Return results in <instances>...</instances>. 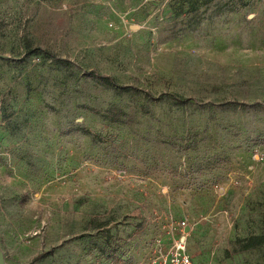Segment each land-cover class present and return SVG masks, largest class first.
<instances>
[{
  "label": "rangeland",
  "instance_id": "rangeland-1",
  "mask_svg": "<svg viewBox=\"0 0 264 264\" xmlns=\"http://www.w3.org/2000/svg\"><path fill=\"white\" fill-rule=\"evenodd\" d=\"M182 222L264 264V0H0L6 263L148 264Z\"/></svg>",
  "mask_w": 264,
  "mask_h": 264
},
{
  "label": "built area",
  "instance_id": "built-area-1",
  "mask_svg": "<svg viewBox=\"0 0 264 264\" xmlns=\"http://www.w3.org/2000/svg\"><path fill=\"white\" fill-rule=\"evenodd\" d=\"M179 227L183 229L184 234L167 249L162 247L161 241H157L155 256L148 264H196L188 253L187 239L185 235V229L188 226L185 222H182L179 224Z\"/></svg>",
  "mask_w": 264,
  "mask_h": 264
},
{
  "label": "trees",
  "instance_id": "trees-1",
  "mask_svg": "<svg viewBox=\"0 0 264 264\" xmlns=\"http://www.w3.org/2000/svg\"><path fill=\"white\" fill-rule=\"evenodd\" d=\"M264 244V235L255 236L247 239L244 243L245 248H254Z\"/></svg>",
  "mask_w": 264,
  "mask_h": 264
},
{
  "label": "crops",
  "instance_id": "crops-1",
  "mask_svg": "<svg viewBox=\"0 0 264 264\" xmlns=\"http://www.w3.org/2000/svg\"><path fill=\"white\" fill-rule=\"evenodd\" d=\"M186 229L188 230V227H187ZM186 229H185V235H186V239H187V236H189V233H186ZM196 242L199 243L200 240H197ZM170 246H171V245H170ZM170 246H166L165 244H162V247H163L164 249H167V248H169ZM154 248H155V252H156L157 245H155ZM188 253L191 255L193 261H194L196 264H198V263L194 260V258H193V257H195V254H194L193 252L191 253V252L189 251V249H188ZM154 256H155V254H154Z\"/></svg>",
  "mask_w": 264,
  "mask_h": 264
},
{
  "label": "water",
  "instance_id": "water-1",
  "mask_svg": "<svg viewBox=\"0 0 264 264\" xmlns=\"http://www.w3.org/2000/svg\"><path fill=\"white\" fill-rule=\"evenodd\" d=\"M188 231V230H187ZM0 264H7L4 258V254L0 248Z\"/></svg>",
  "mask_w": 264,
  "mask_h": 264
}]
</instances>
